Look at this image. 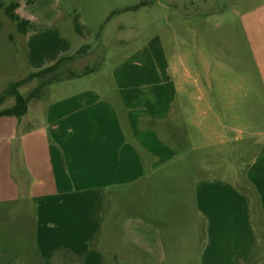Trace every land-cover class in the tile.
<instances>
[{"label": "rangeland", "instance_id": "374dc122", "mask_svg": "<svg viewBox=\"0 0 264 264\" xmlns=\"http://www.w3.org/2000/svg\"><path fill=\"white\" fill-rule=\"evenodd\" d=\"M1 1L5 7L21 3L25 9L21 13L33 18L34 28L28 36L21 34L2 10L0 95L12 83L36 72L31 52L38 50L43 56L48 43L55 56H77L86 46L82 55L64 65V70L82 72L100 66L82 78L51 85L41 101L30 103L22 127H41L47 123L44 108L65 100L73 103V98L84 91L127 86L137 90L152 87L154 91L162 86L174 90L168 95L174 97L175 118H190L192 141L188 151H194L193 159L201 166L205 163L201 168L224 179L244 177L264 137V0ZM186 69L191 71L187 78ZM181 78L185 81L180 84ZM39 82H30L20 92L28 95ZM181 86L190 91L188 95ZM117 101L119 98L112 102ZM14 104L15 100L9 99L1 110ZM197 106L206 113L202 119ZM17 121L15 117L0 118V148L13 150V174L25 185L20 195L27 197L35 180L28 176L21 160L22 133L16 130L21 122ZM218 121L227 128L219 126ZM200 122L201 129L197 126ZM220 133L233 142L220 144ZM198 175L202 174L191 176ZM175 176L173 192L189 198L191 205L157 206L167 210L162 211L164 231L160 235L156 226L160 218L145 212L146 220L138 226L135 214L121 212L117 217L116 206L109 205L108 230L96 244L102 251L103 264H140L142 252L148 261H158L155 251L169 264H201L204 239L200 222L192 227L191 212L187 216L182 210L193 205L192 178L182 173ZM167 187L171 184L163 183L164 193ZM20 206L15 207L16 212ZM17 218L13 216L8 224L13 233L0 238L4 241L0 264H37L31 221ZM169 223L174 225L171 234L165 231ZM258 230L256 250L248 264H264V229Z\"/></svg>", "mask_w": 264, "mask_h": 264}, {"label": "crops", "instance_id": "0c3cea01", "mask_svg": "<svg viewBox=\"0 0 264 264\" xmlns=\"http://www.w3.org/2000/svg\"><path fill=\"white\" fill-rule=\"evenodd\" d=\"M19 4L17 13L33 22L21 13L25 9ZM49 45L41 57L38 50L31 52L36 71L70 56H55ZM84 47L79 52L84 53ZM190 74L186 69L184 77ZM173 91L162 86L154 91L152 87L137 90L132 86L84 91L73 103L65 100L44 108L47 123L41 127L24 128L21 121L16 128L22 133L21 160L35 181L29 196L20 195L25 185L13 174V150L0 148V238L13 233L8 224L15 216L31 221L37 264H103L96 244L108 230L109 205L116 206L117 217L121 212L135 214L138 226L146 220L145 212L160 218L156 225L160 235L164 209L157 206L191 205L189 198L172 189L175 175L182 173L192 178L193 205L182 210L186 215L191 212L192 227L200 222L204 239L201 264L250 263L258 229H264V137L242 179L212 175L209 169L201 168L205 163L201 166L193 159L194 151H188L190 118H175L174 97L168 95ZM182 92L188 95L190 91L184 88ZM115 97L119 101L114 104ZM196 109L202 119L204 108ZM218 125L227 128L220 121ZM197 126L201 129V122ZM228 142L233 141L220 133L219 143ZM195 172L202 175L191 176ZM163 183L171 184L165 193ZM170 229H174L173 223L165 227L169 234ZM138 235L143 236L139 231ZM0 245L4 241L0 240ZM155 253L158 261H148L142 252L139 263L166 264L159 252Z\"/></svg>", "mask_w": 264, "mask_h": 264}, {"label": "trees", "instance_id": "16d2710c", "mask_svg": "<svg viewBox=\"0 0 264 264\" xmlns=\"http://www.w3.org/2000/svg\"><path fill=\"white\" fill-rule=\"evenodd\" d=\"M20 8L18 2L11 3L8 7L0 0V14L2 10H5L7 17L17 24L18 31L27 35L33 28L34 24L25 18H22L17 10ZM0 20V30H1ZM82 52H78L77 56L63 57L55 64L48 66L42 70L31 73L26 78L12 83L1 95H0V118L2 117H15L19 122L29 112V105L32 101H41L44 97L46 90L53 84L76 78H82L86 75L92 74L99 70L100 66L88 67L82 72H76L74 70H64L63 67L67 62L74 61L76 57L80 56ZM34 80H39L37 87L28 95H23L20 92V88L29 84ZM14 99L15 104L12 107H8L1 110V107L9 100Z\"/></svg>", "mask_w": 264, "mask_h": 264}]
</instances>
